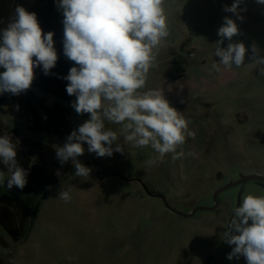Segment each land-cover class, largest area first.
Listing matches in <instances>:
<instances>
[{"label": "rangeland", "instance_id": "rangeland-1", "mask_svg": "<svg viewBox=\"0 0 264 264\" xmlns=\"http://www.w3.org/2000/svg\"><path fill=\"white\" fill-rule=\"evenodd\" d=\"M233 3L165 0L170 34L159 46L156 66L141 91L161 89L170 106L190 121L196 136L177 148L184 156L172 160V154H166L150 165L158 153L150 146L133 147L120 133L121 125L106 121V128L118 134L113 149L120 144L123 151L97 157L84 142V154L77 160L91 169L89 177L75 176L73 165L59 184L27 194L16 186L8 189L11 172L5 165V170L0 168L5 172L0 193L30 201L33 211L18 243L0 226L5 264H247L243 255L227 258L235 246L225 242L223 233L242 196L264 195L263 183L249 181L221 192L214 210H199L190 217L178 214L213 207L215 192L241 175L264 176V125L257 126L264 121V65L250 59L253 43L264 56V4L241 0V20L223 10ZM225 17L239 29L231 42L244 43L248 51L243 66L216 73L210 69L220 59L214 51ZM228 43L225 39L220 46ZM69 65L79 67L70 59ZM33 92L48 106L69 107L73 130L90 119V114L72 108L75 95L66 104ZM0 116L10 129L54 150L66 143L47 133H30L27 120ZM60 191H69L71 200L56 199Z\"/></svg>", "mask_w": 264, "mask_h": 264}, {"label": "clouds", "instance_id": "clouds-1", "mask_svg": "<svg viewBox=\"0 0 264 264\" xmlns=\"http://www.w3.org/2000/svg\"><path fill=\"white\" fill-rule=\"evenodd\" d=\"M257 2L264 4V0ZM240 4L241 0H234L223 10L242 20ZM58 7L64 16V55L79 66L72 67L64 77L69 82L66 91L69 96H76L71 104L76 113L90 114V119L73 130L62 147L56 148L61 165L71 160L75 176L89 177L91 169L77 160L84 154V142L87 151L97 157L122 152L120 144L113 149L118 134L106 128V121L121 125L120 133L133 147L150 146L158 153L148 161L150 165L163 161L166 154H172V160L184 156L177 148L186 138L196 136L189 129L190 121L170 106L161 89L141 91L146 87L150 69L156 66L159 46L170 34L165 0H58ZM237 34L236 22L225 17L214 51L220 59L212 63L211 71L220 73L233 65H244L248 50L242 42H231ZM225 39L229 43L223 48L220 45ZM250 59L264 65V56L255 43ZM56 62L53 33L42 34L36 14L18 4L13 19L0 30V69H4L0 72V93L25 92L33 82L35 67L42 65L48 75ZM260 75H264V70ZM0 161L11 172L7 188L23 189L28 173L17 160L11 136H0ZM4 182L5 172L0 171V185ZM71 198L69 191H60L56 199L69 202ZM223 239L235 246L227 256L229 260L243 255L247 264H264V195L242 196Z\"/></svg>", "mask_w": 264, "mask_h": 264}, {"label": "trees", "instance_id": "trees-1", "mask_svg": "<svg viewBox=\"0 0 264 264\" xmlns=\"http://www.w3.org/2000/svg\"><path fill=\"white\" fill-rule=\"evenodd\" d=\"M18 4L36 14L42 34L53 33L54 49L57 52L56 65L48 75L44 74L42 65L33 69L34 79L30 87L70 104L72 96L66 91L69 82L64 79L69 74L70 65L69 58L64 55V16L63 10L58 7V0H0V30L6 28L13 19ZM3 70L0 69V72ZM0 109L14 118L27 120L30 133H47L65 140L73 131L69 107L60 103L48 107L46 100L37 98L32 91L19 95L0 93ZM4 135L12 137L16 144L17 160L27 170V183L23 188L25 193H35L57 185L73 170L71 160L61 165L56 150L51 146L8 131L0 120V136ZM0 168L5 170L2 161ZM31 207L30 201L20 196L0 193V226L14 243H18L28 230L33 212ZM0 245L6 247L2 240ZM0 264H5L1 257Z\"/></svg>", "mask_w": 264, "mask_h": 264}, {"label": "water", "instance_id": "water-1", "mask_svg": "<svg viewBox=\"0 0 264 264\" xmlns=\"http://www.w3.org/2000/svg\"><path fill=\"white\" fill-rule=\"evenodd\" d=\"M249 181H259L261 183L264 184V176H261V175H256V174H252V175H241L239 180L235 181V182H230L229 184L219 188L215 194H214V200H215V205L211 208H203V207H200V208H196L193 212H191L190 214H187V215H184V214H180L178 213L179 215H182L184 217H190L192 215H194L197 211L199 210H214L216 209V207L218 206V195L229 189V188H232V187H236V186H244L247 182Z\"/></svg>", "mask_w": 264, "mask_h": 264}, {"label": "crops", "instance_id": "crops-1", "mask_svg": "<svg viewBox=\"0 0 264 264\" xmlns=\"http://www.w3.org/2000/svg\"><path fill=\"white\" fill-rule=\"evenodd\" d=\"M37 90V89H36ZM29 91H32L33 92V88H29L28 90H26L25 92L26 93H28ZM33 94H34V92H33ZM35 95V94H34ZM54 103H52V105H53ZM46 105H47V103H46ZM51 105V106H52ZM48 106V105H47ZM48 107H50V106H48ZM0 112L3 114V115H5V116H10V115H8V114H6L5 113V111L3 110V109H0ZM11 118H13V119H15V120H18V121H23V120H20V119H17V118H14V117H12V116H10ZM0 120L3 122V124L6 126V128L8 129V131H10V132H15V133H17V131H15V130H13V129H10L6 124H5V122H4V120L2 119V117L0 116ZM30 126V124L28 123V127ZM19 134V133H18ZM45 144V143H44ZM3 164V163H2ZM4 165V164H3ZM5 167V166H4ZM6 169V168H5ZM12 188H15V186L14 187H12ZM10 195V194H9Z\"/></svg>", "mask_w": 264, "mask_h": 264}, {"label": "flooded vegetation", "instance_id": "flooded-vegetation-1", "mask_svg": "<svg viewBox=\"0 0 264 264\" xmlns=\"http://www.w3.org/2000/svg\"><path fill=\"white\" fill-rule=\"evenodd\" d=\"M258 124H257V126H259V127H261V125H264V121H259V122H257Z\"/></svg>", "mask_w": 264, "mask_h": 264}]
</instances>
